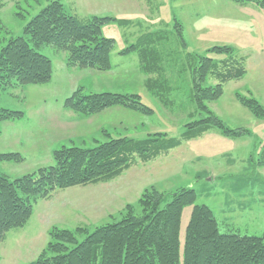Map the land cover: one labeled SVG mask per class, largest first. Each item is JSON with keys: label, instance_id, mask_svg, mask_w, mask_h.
<instances>
[{"label": "rangeland", "instance_id": "374dc122", "mask_svg": "<svg viewBox=\"0 0 264 264\" xmlns=\"http://www.w3.org/2000/svg\"><path fill=\"white\" fill-rule=\"evenodd\" d=\"M61 1L83 22L94 16L113 18L101 26L103 36L115 40L111 67H72L65 51L43 46L40 52L53 63L51 81L0 93V107L22 112L19 119L0 120V154L17 152L23 157L0 161V173L9 179L36 173L55 163L53 153L63 145L93 147L110 135L143 139L164 132L181 143L149 161L137 156L110 181L59 189L37 200L28 222L9 231L0 243V264H33L50 241L53 227L93 231L120 220L128 203L141 212L138 200L152 187L165 193V203L178 189L195 190V202L182 211L181 264L195 204L213 210L223 233L263 235L264 116L257 117L242 105L237 93L257 99L264 109V8L232 0ZM46 2L0 0V50L10 38L23 35L27 22ZM132 45L139 48L121 53ZM213 46L232 47L245 74L223 84L222 96L207 102L208 113L196 103L194 74L200 55L227 58L209 52ZM218 82L211 74L206 85ZM80 86L86 91L139 94L153 112L113 106L81 115L64 106ZM210 111L227 127L250 132L230 137L212 126L186 138V124L211 116Z\"/></svg>", "mask_w": 264, "mask_h": 264}, {"label": "trees", "instance_id": "16d2710c", "mask_svg": "<svg viewBox=\"0 0 264 264\" xmlns=\"http://www.w3.org/2000/svg\"><path fill=\"white\" fill-rule=\"evenodd\" d=\"M232 1L254 2L264 8V0ZM111 19L94 16L83 22L68 13L61 0H47L27 22L23 35L10 38L1 48L0 93L51 81L52 60L40 52L46 45L65 51L67 63L72 67L108 70L115 40L103 36L101 26ZM179 34L181 36V29ZM182 42L186 44L184 40ZM137 48L139 46L132 45L121 53ZM208 51L225 54L227 58L218 61L200 55L202 59L195 68L194 89L196 103L203 111L208 108L207 102L222 96L225 82L245 74V67L232 47L213 46ZM211 74L219 82L206 85ZM237 98L255 116H264V109L257 99L240 93ZM64 106L84 116L113 106H124L144 114L153 112L139 94L86 91L82 86L65 99ZM210 114L187 123L184 136L200 135L212 126L230 137L250 132L243 128L231 129L213 112ZM21 117V111L0 107V120ZM180 143L181 140L164 132L149 133L143 139L110 135L93 147L63 145L53 153L55 163L36 173L15 179L0 173V243L9 231L28 222L37 200L49 198L59 189L110 181L128 169L137 156L149 161ZM22 159L17 152L0 154V161ZM166 198L165 193L152 187L145 189L139 198V213L135 205L128 203L120 220L98 226L93 231L82 226L75 229L53 227L50 241L33 264H181L182 211L184 206L195 202L196 193L194 189L184 187L174 192L168 203H165ZM81 235L84 239L79 240ZM183 264H264V233L261 236L223 233L213 210L206 204H195L186 228Z\"/></svg>", "mask_w": 264, "mask_h": 264}, {"label": "crops", "instance_id": "0c3cea01", "mask_svg": "<svg viewBox=\"0 0 264 264\" xmlns=\"http://www.w3.org/2000/svg\"><path fill=\"white\" fill-rule=\"evenodd\" d=\"M41 49H43V47H42V48H40V50H41ZM62 58H63V57H62ZM64 64H65V63H64Z\"/></svg>", "mask_w": 264, "mask_h": 264}]
</instances>
